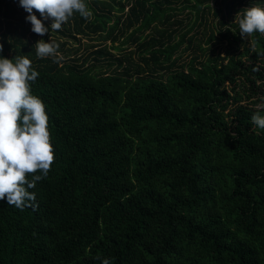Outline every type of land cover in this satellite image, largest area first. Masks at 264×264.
I'll return each mask as SVG.
<instances>
[{"label":"trees","instance_id":"1","mask_svg":"<svg viewBox=\"0 0 264 264\" xmlns=\"http://www.w3.org/2000/svg\"><path fill=\"white\" fill-rule=\"evenodd\" d=\"M86 3L90 19L56 33L103 44L68 60L67 39L0 0V56L39 73L55 157L29 189L38 207L0 201V264H264V129L251 121L264 35L242 39L237 15L264 0ZM41 39L58 59L36 56Z\"/></svg>","mask_w":264,"mask_h":264},{"label":"clouds","instance_id":"2","mask_svg":"<svg viewBox=\"0 0 264 264\" xmlns=\"http://www.w3.org/2000/svg\"><path fill=\"white\" fill-rule=\"evenodd\" d=\"M18 3L28 13L25 19L30 22L31 31L39 36L61 31L62 25L76 14L85 20L92 16L86 0H18ZM237 15L241 16L238 26L242 39L254 33L264 35V8L250 7ZM46 20L51 21L50 28L43 23ZM59 47L55 41L38 40L36 56L52 57L55 61L59 58ZM38 76L27 57L0 56V201L20 210L38 207L36 194L29 189L47 178L55 159L45 105L31 92V84ZM257 107L264 109V104ZM251 121L264 129V115L259 111L252 115ZM102 264H110V260L105 258Z\"/></svg>","mask_w":264,"mask_h":264},{"label":"rangeland","instance_id":"3","mask_svg":"<svg viewBox=\"0 0 264 264\" xmlns=\"http://www.w3.org/2000/svg\"><path fill=\"white\" fill-rule=\"evenodd\" d=\"M50 24L51 23H49V26H50ZM53 32V31H52ZM52 35H54V36H57L58 38H60L61 36H60V34H58V33H56V32H53V34ZM63 40L64 39H67L68 40V46H70V47H72L73 49H75V51L73 50L72 51V53H70V55L68 56V60L69 59H72L73 57L74 58H78V57H80V59H82V58H84L87 54H88V52H89V49L90 48H86V47H84V44L86 45H89V44H94L95 46H98V45H102L103 44V42H100L97 38H96V36H90V39L89 38H87V37H80L79 38V42L80 43H78L77 41H74V40H72V39H68L67 37H61ZM106 44L107 45H109V41H107L106 42ZM77 49V50H76ZM93 49V48H92ZM133 49V47L130 45V46H128L126 49H124L123 48V50H126V52L127 51H130V50H132ZM112 53L113 54H117V55H119V54H121V53H124V52H119V51H117V50H113L112 51ZM190 54L191 53H185L183 56H182V59H181V61H185L186 59H188V57L190 56ZM91 59L92 58H90V60H88L86 63H90V61H91ZM135 59H136V56H135ZM78 63H81V62H78ZM179 63V62H178ZM97 65H102L103 66V68H104V65H105V62H102V63H99V64H97Z\"/></svg>","mask_w":264,"mask_h":264}]
</instances>
